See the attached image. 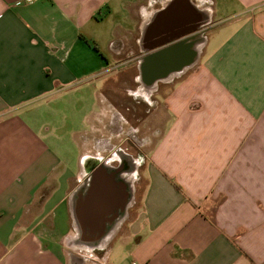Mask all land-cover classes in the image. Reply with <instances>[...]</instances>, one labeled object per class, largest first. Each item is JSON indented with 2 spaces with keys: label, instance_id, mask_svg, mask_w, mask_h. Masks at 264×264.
Listing matches in <instances>:
<instances>
[{
  "label": "crops",
  "instance_id": "1",
  "mask_svg": "<svg viewBox=\"0 0 264 264\" xmlns=\"http://www.w3.org/2000/svg\"><path fill=\"white\" fill-rule=\"evenodd\" d=\"M195 25L210 29L194 62L147 77L158 37ZM132 68L123 92L149 113L133 128L155 136L141 201L135 187L127 217L94 249L101 264H264V0H0V264L92 262L76 250H94L73 244L71 197L103 157L94 138L120 135L105 123L123 94L106 87ZM75 88L93 101L68 160L41 114Z\"/></svg>",
  "mask_w": 264,
  "mask_h": 264
},
{
  "label": "rangeland",
  "instance_id": "2",
  "mask_svg": "<svg viewBox=\"0 0 264 264\" xmlns=\"http://www.w3.org/2000/svg\"><path fill=\"white\" fill-rule=\"evenodd\" d=\"M205 4H207V1H204ZM233 17L225 18L226 24L224 27H221L222 30V39L221 41H225L229 35L230 31L229 28V22L228 20L232 19ZM215 33V32H214ZM211 33V34H214ZM218 34V32H216ZM127 72H125V77L121 81H113L109 85H107L106 89L109 93V87L110 88H116L117 90L122 91L121 94L122 97L118 101H114L113 104L119 108L120 113H114L111 115L109 122H106L105 124L109 125L112 129L119 130L120 135L118 134L117 137L112 139V133H110V137H108V142L103 143L101 145H96L97 137L94 138V149H100L101 157L104 161H112L113 159H118L119 156L117 152L125 151L127 153H131L134 158L136 159L138 163V167L135 171V178L133 179V185L134 188L136 187L138 190L136 192V197L138 200V203L141 201L143 190L146 186L147 178L144 173V168L146 165V161L148 159L147 154L149 153V148L151 147V140H153V134L152 130H150L148 127L145 129H134L133 126L136 124L139 125V123L143 124V119L146 117L149 113L148 111V103L147 101L143 100L144 97H139L134 99L130 96H125V92H123L126 87H130V89L133 87V84L128 76L132 74H136L137 68L127 69ZM94 84V81L90 82L89 84ZM78 89V90H77ZM161 91H165V86H161ZM93 91L90 90L86 92L85 89L81 88H75L67 93L61 94V102L60 104H57L58 110L54 113L46 112L41 114L42 121H44L46 130L44 133L47 137V139L52 143L50 146L54 149H58L62 156H64L66 159H70L72 157L77 156L76 151L74 150L75 141L77 140L76 136L80 129H84L87 127V124L85 123V118L87 113L90 110V104L93 101ZM112 94H116L115 91H113ZM143 98V99H141ZM158 105V112H159V105H161V100L156 101ZM72 104H75V107L70 106ZM135 109V113H133V107ZM131 108V109H129ZM143 109L141 112L139 110ZM154 108H152L153 110ZM137 110V112H136ZM139 112V113H138ZM122 116L124 118H122ZM119 118H122V120H119ZM139 119V121H137ZM119 120V121H118ZM162 122L159 120L156 123L157 129L156 133L157 136L161 133V126ZM111 130V129H110ZM114 130H111L110 132H113ZM137 133H136V131ZM132 135H136L133 137ZM130 137V139H126V137ZM132 136V137H131ZM136 137H138L136 139ZM155 138V137H154ZM122 139H125V142H120ZM151 139V140H149ZM101 140H104L101 138ZM74 144V145H73ZM115 160L112 164L118 165L120 161ZM133 161V160H131ZM71 250V249H70ZM79 252H82L83 255L90 254L92 256L91 261L89 264H101L102 259L105 257V250H94V251H83V250H76ZM73 252V251H72ZM74 255H76L78 258L81 256L77 252H73Z\"/></svg>",
  "mask_w": 264,
  "mask_h": 264
},
{
  "label": "water",
  "instance_id": "3",
  "mask_svg": "<svg viewBox=\"0 0 264 264\" xmlns=\"http://www.w3.org/2000/svg\"><path fill=\"white\" fill-rule=\"evenodd\" d=\"M188 9L190 13L197 11L191 2ZM198 29L199 26L195 25L189 31L193 33ZM193 62L194 59H190L180 67L171 69L168 77L176 71H183ZM119 160L118 165L101 161V158L96 160L87 169L88 177L72 194L71 207L76 231L73 244L78 248L94 250L104 247L127 217L135 198L133 179L138 163L131 161L133 159L126 153Z\"/></svg>",
  "mask_w": 264,
  "mask_h": 264
},
{
  "label": "flooded vegetation",
  "instance_id": "4",
  "mask_svg": "<svg viewBox=\"0 0 264 264\" xmlns=\"http://www.w3.org/2000/svg\"><path fill=\"white\" fill-rule=\"evenodd\" d=\"M174 28L176 29H174L172 32L168 31L158 37L159 47L153 50L155 51V55L151 54L152 56H154L153 60L157 61V66L155 68L156 73H154V71L153 73H149V70L145 68V75L147 77H152L154 74L163 75L165 73H168L171 68L176 69L183 65L186 61L196 58L197 51L193 49L192 45L195 41H197L198 38H200L201 35H205L210 29L209 26H205L201 30L193 34L182 35L181 31L177 30V27ZM159 52H161V54H158ZM150 56H146L144 58L142 57L141 60H146V58L149 59L151 58ZM135 136L133 135V137ZM117 154L118 156H120L121 153L117 152ZM115 160L118 159H113L111 163H113V161ZM101 161L104 160L101 159ZM94 163L95 161H90L87 163V166L91 167Z\"/></svg>",
  "mask_w": 264,
  "mask_h": 264
},
{
  "label": "built area",
  "instance_id": "5",
  "mask_svg": "<svg viewBox=\"0 0 264 264\" xmlns=\"http://www.w3.org/2000/svg\"><path fill=\"white\" fill-rule=\"evenodd\" d=\"M29 1H32V0H29Z\"/></svg>",
  "mask_w": 264,
  "mask_h": 264
},
{
  "label": "bare ground",
  "instance_id": "6",
  "mask_svg": "<svg viewBox=\"0 0 264 264\" xmlns=\"http://www.w3.org/2000/svg\"><path fill=\"white\" fill-rule=\"evenodd\" d=\"M132 158V157H131Z\"/></svg>",
  "mask_w": 264,
  "mask_h": 264
}]
</instances>
